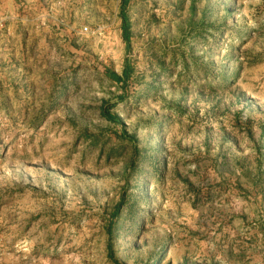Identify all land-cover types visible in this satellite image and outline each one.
Returning a JSON list of instances; mask_svg holds the SVG:
<instances>
[{
	"label": "rangeland",
	"instance_id": "rangeland-1",
	"mask_svg": "<svg viewBox=\"0 0 264 264\" xmlns=\"http://www.w3.org/2000/svg\"><path fill=\"white\" fill-rule=\"evenodd\" d=\"M122 1L0 0V264H264V0Z\"/></svg>",
	"mask_w": 264,
	"mask_h": 264
},
{
	"label": "trees",
	"instance_id": "trees-1",
	"mask_svg": "<svg viewBox=\"0 0 264 264\" xmlns=\"http://www.w3.org/2000/svg\"><path fill=\"white\" fill-rule=\"evenodd\" d=\"M128 2H129L128 0H123L122 1V9H121V14H122V19H123L122 26H123V29H124L123 36H124V39L127 42L130 40V23H129L128 16L126 15V12H125V9L127 7ZM127 74H128V72H127V69H126V70H124V75L127 76ZM114 78L120 80L122 77L120 75H118V74H115ZM105 115L110 120H113V121L118 122V123L121 122V118L119 116H117L116 114L111 113L107 109L105 111Z\"/></svg>",
	"mask_w": 264,
	"mask_h": 264
}]
</instances>
